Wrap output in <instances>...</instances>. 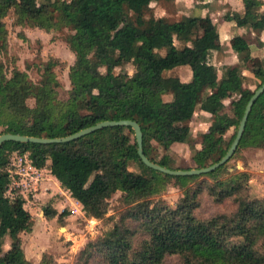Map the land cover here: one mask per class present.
<instances>
[{
  "label": "trees",
  "instance_id": "obj_1",
  "mask_svg": "<svg viewBox=\"0 0 264 264\" xmlns=\"http://www.w3.org/2000/svg\"><path fill=\"white\" fill-rule=\"evenodd\" d=\"M150 1L0 0V41L4 39L2 17L12 8L21 22L33 26L48 29L56 22L67 25L71 32L66 41L74 55L64 101L55 96L58 82L52 61L43 64L36 84L16 69L7 76L0 63V133L54 137L99 120L133 119L141 130L144 154L173 168L167 150L174 142L189 139L188 121L197 106L208 111L211 118L199 146L192 147L193 165L189 167L208 165L222 156L248 97L264 80V57L259 58L258 67L249 69L251 75H243L251 48L242 35L235 34L230 48L237 60L221 64L215 80L208 64L210 52L216 48L215 21L209 14L189 13L173 21L144 17L143 10ZM241 3V13H224L222 18L255 33L264 30V12L259 10L262 0ZM174 35L181 37L179 48L173 42ZM122 55L132 62L130 74L113 70ZM179 65L189 68L187 80L165 73ZM247 79L254 82L252 87L245 83ZM164 93H170V98L163 99ZM27 96L34 98L33 106L25 103ZM225 98L229 99V113L221 104ZM230 127L232 132L225 138ZM149 146L158 148L159 156L149 151ZM247 146L264 148V88L251 104L229 158ZM12 151L27 153L29 163L36 168L45 166L87 216L103 217L107 198L116 190L120 192L124 207L118 218L78 249L75 264H161L173 253L182 256L184 264H264V196H250L248 172L238 170L219 177L229 158L198 174L172 175L155 170L140 160L128 125L103 126L61 142H1L0 264L50 263L46 253L38 263L24 256L19 233L30 229L31 217L20 205V196L12 201L5 193L9 182L6 165ZM87 172L90 176L86 179ZM170 180L181 188L173 205L151 197ZM203 193L216 202L232 199L234 210L196 217L194 210ZM42 210L47 218L56 215L50 202ZM64 213L62 210L57 216ZM5 233L9 246L3 250ZM258 238L261 242L256 244Z\"/></svg>",
  "mask_w": 264,
  "mask_h": 264
},
{
  "label": "rangeland",
  "instance_id": "obj_2",
  "mask_svg": "<svg viewBox=\"0 0 264 264\" xmlns=\"http://www.w3.org/2000/svg\"><path fill=\"white\" fill-rule=\"evenodd\" d=\"M203 1H206V4H203L204 6L201 4V0H179V3H184L187 14L203 16L210 13L214 15L212 17L216 21L221 20L220 18L224 13L234 12L230 5L222 3L220 0ZM228 1L233 5L237 2V0ZM174 3L173 0H160L151 7L147 6L143 10V16H162L168 21H173L181 17L179 12L175 10ZM53 14L55 15L56 12H53ZM2 21L4 39L0 41V63L5 74L10 75L13 69L23 71L26 78L31 83L36 84L40 80L43 64L50 60L53 62L52 70L58 82L55 87L56 99L64 101L70 87L67 76L68 67L72 64L74 58L73 52L66 41L71 29L61 22H56L52 28L48 29L21 22L12 8L7 10L2 17ZM180 38V36L174 35L173 40L177 48L182 44ZM246 38L248 40L252 39L251 35H246ZM250 63H248V68H254L255 65L258 67L260 64L257 59ZM100 69L102 70V68ZM113 70L114 72L122 70L130 74L133 65L128 57L122 55ZM173 71L175 70H171L170 73ZM249 82L252 87L254 82L252 83L251 79H247L245 83ZM228 100V98L223 99L221 104L224 107L223 109L229 113ZM25 103L28 106H33L34 98L27 96ZM210 118L208 111H201L197 106L195 107L188 121L190 126L189 139L183 143L173 144L169 151L173 168H186L193 165L190 158L193 151L192 147L199 146L201 133L209 124ZM231 132L232 127L226 131L225 138ZM148 150L156 157L160 154V150L155 149L154 146H149ZM241 151L242 149L239 148L235 155L226 161L224 172H221L219 177L234 171L245 170L249 176L246 181L248 193L250 196L263 197L264 170L258 173L255 168L251 167L250 169L249 166L251 165ZM18 161L19 164H17ZM28 161L27 153L19 154L12 151L8 155L6 165L10 169L9 182L5 193L12 201L16 196H20L23 199L20 205L29 212L31 217L30 229L19 233L24 256L29 261L38 263L42 253H46L50 260L49 264H75L78 249L88 240L101 235L118 218L122 207H124V204L120 201V192L116 190L107 198L105 215L100 218L93 217V219L92 216H87L84 213L79 202L72 198L65 189L55 184L45 166L36 171L34 167L28 164ZM23 167L25 170L21 171L20 169ZM132 169L139 170L138 167H132ZM17 171H21L23 174H19ZM89 176L90 173L87 172L86 179ZM40 178L43 179V183H41ZM210 179L206 178L207 181ZM180 195L181 188L173 180H170L159 193L151 197H160L164 202L173 205ZM48 202L56 210V215L50 218L45 217L42 210V207ZM234 208V202L230 198L216 202L203 193L194 214L196 217L204 218L214 213L227 214L232 212ZM62 210L65 213L63 216L58 217V213ZM67 237L74 238L75 243L80 244L79 248L73 249V247H70L71 241L67 240ZM260 242L261 240L258 238L256 244ZM8 246L9 236L5 233L1 240V248L5 250ZM161 264H184V262L182 256L173 253L166 255Z\"/></svg>",
  "mask_w": 264,
  "mask_h": 264
},
{
  "label": "crops",
  "instance_id": "obj_3",
  "mask_svg": "<svg viewBox=\"0 0 264 264\" xmlns=\"http://www.w3.org/2000/svg\"><path fill=\"white\" fill-rule=\"evenodd\" d=\"M160 0H152L148 3V7L153 6ZM174 3V8L176 11L179 12L181 17L185 14L186 12V7L184 8V3L182 4L181 2L179 3V0H173ZM222 3H227L230 5L232 8L233 13H241L242 12V3L241 0H237L235 2V5L230 3L228 0H220ZM260 11L264 12V0H262V3L259 7ZM229 14H232L231 12ZM153 16V15H152ZM209 16L213 21H215L216 29H217V37H216V48L212 49L210 52V58H209V69L212 72V74L215 77V80L218 79L220 75V70L219 67L223 63H234L237 60L235 52L230 48V42L231 38L235 34L242 35L249 43V46L251 48V58L245 63V65L242 68V74L243 75H251V72L249 71L250 68H248V63L254 62L256 59L259 60L260 57H264V30H261L259 33H255L252 30H250L246 26H237L232 19L230 20H225L222 17L220 18L221 20H215L213 14L209 13ZM154 17V16H153ZM162 17V16H158ZM180 17V18H181ZM179 18L175 19L178 20ZM246 35H251V40H248L246 38ZM174 39V37H173ZM174 42V40H173ZM185 43H188L187 41ZM175 44V43H174ZM251 64V63H250ZM257 67V65H255ZM254 66V68H256ZM180 69V71L177 72V70ZM171 70H175L170 73ZM167 72V75H176L178 76L181 80H187L190 77V70L187 66L185 65H179L172 67L171 69L165 70ZM204 92L206 91V88L203 89ZM170 93H164L162 94L163 99H169L170 98ZM201 111H205L200 109ZM205 131V130H204ZM203 132V131H202ZM183 142H174L173 144H179ZM173 144L169 147L167 152L169 153L170 149L172 148ZM197 147V146H196ZM242 154L246 157V160L249 161L250 169L255 168V170L259 173L262 170H264V148H259V147H244L242 148ZM36 171L39 168L34 167ZM47 169V168H46ZM249 169V168H248ZM247 169V170H248ZM48 170V169H47ZM249 171V170H248ZM49 172V171H48ZM49 175L53 178L55 184H58L57 180L50 174ZM41 183H43V179ZM60 187V186H59ZM67 191V190H65ZM68 192V191H67ZM22 245V244H21ZM34 262V261H32ZM36 262V261H35Z\"/></svg>",
  "mask_w": 264,
  "mask_h": 264
},
{
  "label": "water",
  "instance_id": "obj_4",
  "mask_svg": "<svg viewBox=\"0 0 264 264\" xmlns=\"http://www.w3.org/2000/svg\"><path fill=\"white\" fill-rule=\"evenodd\" d=\"M264 88V80L258 85L256 88L253 89L252 93L248 97L242 114L239 118L235 134L230 141L226 151L223 153L222 156H220L216 161L204 165L201 167H187V168H170L163 165H160L154 161H151L143 152L142 146H141V130L138 125V123L133 119H105V120H99L91 125L85 126L83 128H80L72 133L63 135V136H54V137H44V136H33V135H25V134H19V133H11V132H1L0 133V144L4 140H16V141H31V142H40V143H47V142H61L70 140L73 138H76L82 134L88 133L94 129L103 127V126H111V125H128L133 131V135L136 142V152L142 161L143 164H145L148 167H151L155 170L172 174V175H183V174H198L201 172H206L214 169L218 165L222 164L224 161H226L229 156L234 151L238 140L241 136L242 129L244 126V122L247 116L248 111L250 110L251 104L253 103L256 96L263 90Z\"/></svg>",
  "mask_w": 264,
  "mask_h": 264
},
{
  "label": "built area",
  "instance_id": "obj_5",
  "mask_svg": "<svg viewBox=\"0 0 264 264\" xmlns=\"http://www.w3.org/2000/svg\"><path fill=\"white\" fill-rule=\"evenodd\" d=\"M23 154V153H22ZM17 164H19V161L17 162ZM28 164L30 165V166H32L30 163H29V161H28ZM32 167H34V166H32ZM9 169L10 168H8L7 167V170H8V172H9ZM21 171H24L25 170V168L23 167L22 169H20ZM21 171H17L19 174H23V172H21ZM11 172V171H10ZM11 175V174H10ZM93 218V217H92ZM94 219V218H93ZM77 236V235H76ZM67 240H70L71 241V243H70V247H73V249L74 248H79V246H80V244L79 243H75V239L74 238H70V237H67L66 238ZM79 242H81V241H79Z\"/></svg>",
  "mask_w": 264,
  "mask_h": 264
}]
</instances>
